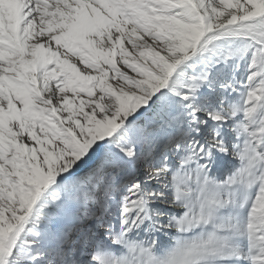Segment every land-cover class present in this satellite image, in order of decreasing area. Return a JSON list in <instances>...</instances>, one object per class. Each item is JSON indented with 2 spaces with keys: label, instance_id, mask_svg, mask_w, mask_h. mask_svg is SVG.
Here are the masks:
<instances>
[{
  "label": "snow or ice",
  "instance_id": "snow-or-ice-1",
  "mask_svg": "<svg viewBox=\"0 0 264 264\" xmlns=\"http://www.w3.org/2000/svg\"><path fill=\"white\" fill-rule=\"evenodd\" d=\"M0 264H264V0H0Z\"/></svg>",
  "mask_w": 264,
  "mask_h": 264
}]
</instances>
